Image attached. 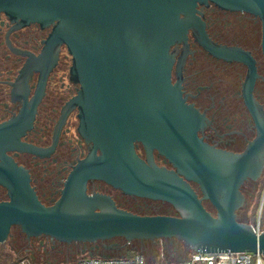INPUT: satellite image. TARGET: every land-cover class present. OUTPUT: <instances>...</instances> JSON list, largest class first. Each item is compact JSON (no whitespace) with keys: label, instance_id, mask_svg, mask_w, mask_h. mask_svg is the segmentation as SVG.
Instances as JSON below:
<instances>
[{"label":"water","instance_id":"1","mask_svg":"<svg viewBox=\"0 0 264 264\" xmlns=\"http://www.w3.org/2000/svg\"><path fill=\"white\" fill-rule=\"evenodd\" d=\"M209 3L258 15L264 29V0H0V17L18 28L53 27L43 59L66 47L72 58L70 81L79 86L68 110H78V134L92 146L73 168L60 198L46 206L28 170L7 155L40 154L21 141L31 123L24 126L20 114L0 125V186L8 196L0 202V247L17 227L28 239L46 237L65 244L175 239L192 252L264 255V231L257 234L253 225L237 220L246 203L242 185L263 173L264 121L246 153L216 150L198 137L202 116L171 83V49L187 43L188 31L200 20L197 7ZM203 37L210 53L254 63L246 53ZM255 78L253 68L248 93ZM136 143L145 147L147 161L136 153ZM154 150L175 169L158 167L152 160ZM91 181L104 182L126 196L167 203L178 216H142L120 209L110 196L89 194ZM191 183L198 185L201 197Z\"/></svg>","mask_w":264,"mask_h":264},{"label":"flooded vegetation","instance_id":"2","mask_svg":"<svg viewBox=\"0 0 264 264\" xmlns=\"http://www.w3.org/2000/svg\"><path fill=\"white\" fill-rule=\"evenodd\" d=\"M197 11L200 20L197 27L188 31L187 43L171 49V83L180 90L185 104L202 116L198 121V137L216 150L242 155L257 139L259 123L264 121L263 21L250 12L225 10L212 3L199 5ZM52 29L38 24L18 28L4 15L0 17V125L23 114L26 120L23 125L31 123V127L25 130L21 141L40 151L39 155L18 151L7 155L28 170L31 185L46 206L60 198L73 168L86 159L92 148L78 134V110H68V103L77 95L79 86L70 81L72 58L66 47L60 46L46 60L41 57ZM203 36L216 46L246 53L254 63L225 60L221 53H210L202 44ZM253 68L256 78L248 93L246 85ZM46 72V85L40 94V81ZM135 145L138 156L147 161L143 144ZM152 160L158 167L175 169L157 150L153 151ZM191 185L201 197L198 185ZM263 187L264 169L258 180H248L242 185L246 203L237 212L240 223L253 225L249 204L258 199ZM88 193L110 196L120 209L137 215L178 216L167 203L126 196L101 181L89 182ZM7 200L6 190L0 186V202ZM204 205L214 210L209 201H204ZM255 225L264 231V221ZM105 243L65 244L46 237L28 239L20 232L19 238L10 236L0 250L33 248V257L27 259L30 262L40 259L57 263L84 254L99 257L100 249L108 246Z\"/></svg>","mask_w":264,"mask_h":264},{"label":"rangeland","instance_id":"3","mask_svg":"<svg viewBox=\"0 0 264 264\" xmlns=\"http://www.w3.org/2000/svg\"><path fill=\"white\" fill-rule=\"evenodd\" d=\"M68 62H70V60L68 59ZM250 207V211L253 208V211L249 213L251 214L250 216V223H252L253 225L260 223V221H264V187L262 189V192L260 194V196L258 197V199L254 202H250L249 204ZM175 213V212H174ZM165 216H169V215H165ZM19 230L18 229H14L11 232V236H14L15 239L19 238ZM157 244L160 246V253L157 255L152 254L150 252L147 251V247H145V249H142V246L139 247V249L141 250V252H143V254H145V256L152 262L151 264H177L180 263L184 260H186L189 257V254L183 255L182 257H174V258H169L166 253L164 252V248L165 247V240H158ZM37 247V246H36ZM130 247V246H129ZM127 248V250L122 254V256L120 257H126L128 255V251L129 249H138V244L134 243L130 248ZM15 251H11L9 249H6L4 252V254L6 255V259L5 262L2 264H21L19 263V261H24L27 259H30L33 257V248L31 251L28 250H21V248H17L14 249ZM146 250V251H145ZM136 255V253L130 252L129 254V258H133ZM88 255H80L76 258H74L73 260H68L67 258H63L62 261H59L57 263H47L43 260L40 259H35V261L32 263L29 261L31 264H76V262L78 261V259H80L81 257H86ZM101 257V256H100ZM31 260V259H30ZM28 263V264H30Z\"/></svg>","mask_w":264,"mask_h":264},{"label":"built area","instance_id":"4","mask_svg":"<svg viewBox=\"0 0 264 264\" xmlns=\"http://www.w3.org/2000/svg\"><path fill=\"white\" fill-rule=\"evenodd\" d=\"M257 234L262 232L259 225H254ZM21 264L30 263L27 260L19 261ZM149 262L141 254L129 257H81L76 264H148ZM184 264H264V255L251 253H202L192 252L182 262ZM31 264V263H30Z\"/></svg>","mask_w":264,"mask_h":264},{"label":"trees","instance_id":"5","mask_svg":"<svg viewBox=\"0 0 264 264\" xmlns=\"http://www.w3.org/2000/svg\"><path fill=\"white\" fill-rule=\"evenodd\" d=\"M207 210L210 211L211 213H215L214 210H211L210 207H207ZM14 229H18L17 227L13 228L12 231ZM19 232H21L19 230ZM166 244L164 248V252L166 253V255L169 258H174V257H182L183 255L189 254V256L191 255L192 251L189 247L185 246L183 243H180L178 241H176L175 239H170V240H165ZM108 246L113 245V247L109 250L107 249H100V252L98 254V256L100 257H108V258H113V257H120L122 256V254L127 250V248L130 246H132L134 243L138 244V249L139 247L142 246V249H145V247H147V251L157 255L160 253V246L157 244V241L155 242H151V241H145L143 243H141L140 241H134L131 244H127V242L123 239H115L109 242H106ZM105 243V244H106ZM129 247V248H130ZM146 251V250H145ZM130 252L136 253V254H141L145 257V259L149 262L148 264H151L152 262L145 256V254H143V252H141V250H135V249H129V251L127 252L128 255L126 257H129ZM6 255L4 254L3 250H0V264L5 262L6 259ZM185 261V260H184ZM182 261V262H184ZM177 263V264H184V263Z\"/></svg>","mask_w":264,"mask_h":264}]
</instances>
